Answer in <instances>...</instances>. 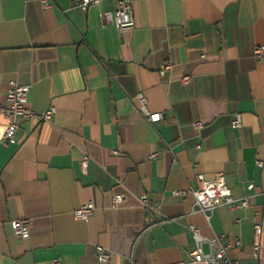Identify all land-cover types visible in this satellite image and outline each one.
Here are the masks:
<instances>
[{"label": "crops", "instance_id": "1", "mask_svg": "<svg viewBox=\"0 0 264 264\" xmlns=\"http://www.w3.org/2000/svg\"><path fill=\"white\" fill-rule=\"evenodd\" d=\"M45 1L0 0V264L186 260L195 245L189 224L223 234L240 264H264V57L254 56L264 45V0H130L134 24L120 30L106 15L119 0L84 10L74 0ZM164 61L173 67L160 75ZM10 80L29 86L33 110L55 112L22 120L4 140ZM139 90L161 120L144 118ZM237 112L242 125L233 127ZM217 172L247 204L217 206L207 219L188 189ZM115 193L123 200L112 207ZM143 193L160 207L147 227ZM88 200L93 211L76 218ZM23 217L24 239L10 223ZM96 245L108 261L97 259Z\"/></svg>", "mask_w": 264, "mask_h": 264}, {"label": "built area", "instance_id": "2", "mask_svg": "<svg viewBox=\"0 0 264 264\" xmlns=\"http://www.w3.org/2000/svg\"><path fill=\"white\" fill-rule=\"evenodd\" d=\"M98 0H74V4L81 9H86L90 4L97 2ZM44 2H46L44 0ZM110 21L120 30L125 27L133 26V7L130 0H119L117 7L106 14ZM254 56L257 59L264 57V45H257L254 48ZM173 67V63L170 61H164L158 68L160 75L170 71ZM191 78L190 74H183L181 80L188 82ZM28 90L29 86L18 84L14 80L9 81V86L5 92V101L2 105L6 123L3 130V139L12 140L19 124L22 120H27L32 117H37L39 121L51 120L54 116L55 108L49 106L48 108L35 111L28 105ZM136 105L143 114L144 118L148 122H157L164 117L162 111H153L148 107V101L145 94L139 90L135 94ZM195 128L199 129L203 126L202 121L193 122ZM233 127H240L242 125V117L239 112L233 115L231 120ZM200 147V144L195 146ZM116 152V151H114ZM157 154L152 152L151 158H154ZM88 162V155L84 154L80 160L83 170L86 169ZM258 165H263L262 160H257ZM249 184L248 187H251ZM187 190H179V192H185ZM189 192L193 194L195 209L202 212L207 219L211 217V213L217 206H226L231 209L238 206H245L247 199L235 198L230 187L227 185L223 172H217L212 178H205L203 175H198V185L194 188H189ZM123 200L122 193H115L111 197V206L116 207ZM142 207L145 210L144 223L145 227L154 225L159 222L156 218V214L159 212V204L151 200L147 194L143 193L139 196ZM94 209V203L88 200L82 203L80 206L73 210V214L76 218H87ZM12 230L19 238H26L29 236L30 219L27 217L17 218L10 221ZM189 230L191 231L195 245L189 251V257L186 260H178L162 264H240L237 258H233L229 255L231 244L228 242L223 234H214L206 236L202 234L200 227L196 224H189ZM254 240L252 243L253 257L258 259L260 249V235L262 233V223L257 220L254 222ZM206 242L209 245V250L205 251L203 243ZM236 247L241 246V241L236 240ZM96 254L99 261L105 262L109 259V252L102 246L96 245ZM59 260H53V264H59Z\"/></svg>", "mask_w": 264, "mask_h": 264}]
</instances>
